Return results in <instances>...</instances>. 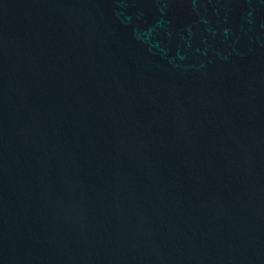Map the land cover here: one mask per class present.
I'll return each instance as SVG.
<instances>
[{
	"label": "water",
	"instance_id": "water-1",
	"mask_svg": "<svg viewBox=\"0 0 264 264\" xmlns=\"http://www.w3.org/2000/svg\"><path fill=\"white\" fill-rule=\"evenodd\" d=\"M0 264H264V0H0Z\"/></svg>",
	"mask_w": 264,
	"mask_h": 264
}]
</instances>
